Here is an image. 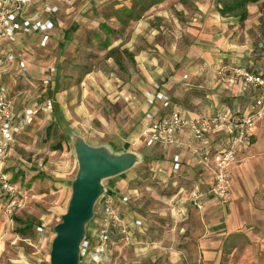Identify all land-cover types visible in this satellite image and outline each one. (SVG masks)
<instances>
[{
    "label": "crops",
    "instance_id": "1",
    "mask_svg": "<svg viewBox=\"0 0 264 264\" xmlns=\"http://www.w3.org/2000/svg\"><path fill=\"white\" fill-rule=\"evenodd\" d=\"M131 2L116 1L114 8L118 11L107 20H102L101 24L112 26L110 29L116 34L111 47L126 49L143 76L131 86L132 89L142 90L145 100V105L135 101L136 108L141 112L137 126L139 136L148 124L145 118L146 98L155 93L154 84L160 81L163 89L175 99L173 108L187 116L230 111L231 115L241 118L250 112L255 91L252 88L246 90L241 82L232 80L230 76L231 68L236 65L250 66L264 73V61L258 62L254 58L250 45L251 28L262 21L264 0L248 5L249 15L245 21L228 14L222 15L218 0H150L146 15L126 21L118 13L126 11ZM151 19L162 23L171 19L173 29L154 27ZM160 29L165 36L161 43H156L151 34L159 33ZM59 36L66 38V33L60 35L56 24L50 43H54ZM28 37L22 35L16 43L4 48V51L10 48L16 54L15 61L7 65L3 77L15 101V117L24 118L38 108L39 114L44 112L50 118L53 116V123L60 118L66 120L69 118L66 113L69 105L66 88H61L58 78L41 87L42 91L39 88L27 92V89L21 88L23 84L37 87V83H33L35 75L29 72L27 77L22 76L20 67L22 62L27 61L20 54L19 46ZM32 37L36 38V46L41 48L40 35ZM150 43L156 48H152ZM127 65L130 66L129 61ZM132 97L134 100L137 98L134 94ZM48 100H52L55 106L52 112L44 110ZM156 105L162 114L161 103ZM25 133L23 131L22 135ZM21 136L12 151L8 169L17 186L25 180V169L32 167L26 159V149L30 146L20 140ZM139 136L124 140L125 152H134L140 160H144L142 152L150 150L151 172L155 171L154 175L161 180L164 189L169 188L173 195L177 190H183V186L201 181L208 194L203 210L187 204H178L173 209L163 204L155 206L151 197L141 199L138 188H129L128 182L138 176V171H135L138 166L134 168L135 172L122 173L116 180H110V186L121 188L115 193L130 197L125 212L130 219L132 234L134 230L133 240L129 243L133 248L121 250V264H264V119L257 125L252 144L239 150L231 166L232 194L228 204H223L210 192L213 172L197 153L220 150L226 137L225 131L211 136L208 147L194 140L187 131L178 134L183 143L180 147H164L161 144L149 147ZM112 142L114 144L106 146L114 152L118 142ZM177 156L180 158L179 168L176 167ZM70 179L67 176L66 181ZM161 197L160 201H164ZM167 198L165 203H168ZM139 200L142 204L137 203ZM101 214L102 207L95 214L93 226L87 229L88 234L94 231ZM30 215L38 216L32 211L27 214L17 211L12 219L0 220V264H30L27 261L28 251L21 243H29L38 226ZM38 217L42 219L43 216L39 214ZM51 218L47 219V226L53 223ZM115 250L113 248L112 252Z\"/></svg>",
    "mask_w": 264,
    "mask_h": 264
},
{
    "label": "rangeland",
    "instance_id": "2",
    "mask_svg": "<svg viewBox=\"0 0 264 264\" xmlns=\"http://www.w3.org/2000/svg\"><path fill=\"white\" fill-rule=\"evenodd\" d=\"M116 1L118 0H71L63 3L60 12L53 20L60 30V35L66 33V38L59 36L47 48H39L36 46V38L30 36L22 40L19 46L20 54L24 56L28 67L24 77H27L30 72L36 78L33 83H37V87L23 84L21 85L22 90L27 89L29 92L40 88L42 91L41 87L45 86L43 69L49 64H54L56 68L54 79L58 78L61 88H66V101L69 104L66 107L69 118L67 117L66 120L60 118L53 123V116L50 118L43 112L38 114L39 116L31 126H28L29 128L25 127L22 130L26 133L20 135V140L30 146V149H26L28 150L26 159L32 167L25 169V180L18 184L21 206L8 212V202L0 192V220L12 219L17 211L24 214L32 211L38 216L39 214L43 216L41 219L36 215L35 217L30 215L38 226H44L46 239L43 241L40 239L37 226L31 239L28 240L29 243L21 242L28 251L27 261L30 264L50 262L51 246L55 236L54 227L61 221L62 215L67 212L73 194V181L79 170L75 138L81 137L93 147L114 144L112 140H115L118 145L114 152L120 154L125 152L123 142L135 135L139 136L137 126L141 120V112L136 108L135 101L138 100L139 103L145 105V100L143 91L138 88L132 89L131 86L143 76L136 69L126 49L111 47L116 34L110 29L112 26L107 23L101 24L102 20H107L111 14L118 11L114 8ZM149 9L150 0H132L129 6H126V11L119 12L118 15L126 21L129 18L140 19ZM260 18L262 21L259 25L251 28L250 40L252 51L255 54L254 58L258 62L264 61V14ZM151 21L154 27L173 29L172 24L174 23L171 19H167L165 23L157 22L155 19ZM115 22L118 23V21ZM164 36L162 29L159 33L151 34L156 43H161ZM150 46L156 48L151 43ZM128 61L130 66L127 65ZM224 78L227 79L226 76ZM219 79L222 81V74ZM160 82L154 84V87L160 86L166 92ZM133 94L137 97L135 100L132 97ZM169 96L174 103L173 96ZM59 144L61 149L54 151L55 146ZM142 153L143 157L145 156L144 160L142 158L134 167L123 173L138 171L137 178L128 182L129 188H138L139 197L141 199L151 197L155 206L163 204V206L168 205L174 209L178 206L174 198L175 194L172 195L169 188L164 189L161 180L154 175L155 171L151 172L152 158L148 157L150 150ZM67 176L71 178L69 182L66 181ZM119 176L103 181L106 192L121 189L117 185L115 187L109 185L110 180H116ZM195 183L183 186V191H188ZM165 196L168 197L166 199L168 203H165ZM160 197L164 201H160ZM137 203L142 204L140 200ZM100 209L101 204L98 201L95 212L99 213ZM51 216L53 223L47 226L46 221ZM95 216L87 224L88 230L93 226ZM115 239L113 248L116 250L112 255L113 264H121L123 257L121 250L131 249L133 245L127 244L120 238L115 237Z\"/></svg>",
    "mask_w": 264,
    "mask_h": 264
},
{
    "label": "built area",
    "instance_id": "3",
    "mask_svg": "<svg viewBox=\"0 0 264 264\" xmlns=\"http://www.w3.org/2000/svg\"><path fill=\"white\" fill-rule=\"evenodd\" d=\"M71 0H0V192L7 200L8 212L21 206L18 197V186L13 182L8 171L12 151L19 142L22 130L31 125L40 109H33L24 118L15 117V101L10 88L3 81L7 65L16 59V54L8 47L16 43L20 36L40 35L39 45L47 48L56 27L53 18L60 12L63 3ZM22 76L28 67L21 63ZM56 68L47 66L43 69V82L49 85L54 80ZM230 78L241 82L243 87L255 91L254 103L250 112L241 118L231 115L230 111L211 115L198 114L187 116L179 109L173 108L170 96L160 86L155 87V93L146 98L145 118L148 124L141 132L144 143L149 146L161 144L182 146L178 134L187 131L197 142L208 147L211 136L226 132L222 148L211 152H197L202 162L213 172L210 192L223 204L231 201L232 173L231 166L242 147L248 148L255 136L258 123L264 119V73L250 66L236 65L231 68ZM161 103L163 113L156 103ZM52 100L46 102L44 110L52 112ZM222 142V139H221ZM180 158L176 157V167L179 168ZM208 194L201 181L196 182L188 191L181 190L174 195L177 204H187L199 210L206 206L204 201ZM99 202L102 214L97 219L94 233L88 234L81 244L80 264H113V247L116 238L127 244L133 240L131 224L125 212V206L130 202L128 195L115 192H105ZM44 226H38L40 239H46Z\"/></svg>",
    "mask_w": 264,
    "mask_h": 264
},
{
    "label": "water",
    "instance_id": "4",
    "mask_svg": "<svg viewBox=\"0 0 264 264\" xmlns=\"http://www.w3.org/2000/svg\"><path fill=\"white\" fill-rule=\"evenodd\" d=\"M79 170L73 181V194L67 212L54 227L55 236L48 264H80L81 244L88 234L87 224L106 192L103 181L120 175L139 161L134 152L115 153L108 146L93 147L83 138H75Z\"/></svg>",
    "mask_w": 264,
    "mask_h": 264
},
{
    "label": "trees",
    "instance_id": "5",
    "mask_svg": "<svg viewBox=\"0 0 264 264\" xmlns=\"http://www.w3.org/2000/svg\"><path fill=\"white\" fill-rule=\"evenodd\" d=\"M259 0H218L221 4L219 7L220 12L222 15H230L237 17L240 21H245L248 18V5L250 3H256ZM58 146H55V149H58Z\"/></svg>",
    "mask_w": 264,
    "mask_h": 264
}]
</instances>
